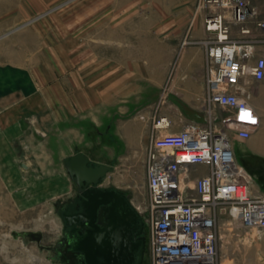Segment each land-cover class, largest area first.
I'll use <instances>...</instances> for the list:
<instances>
[{"label": "rangeland", "instance_id": "374dc122", "mask_svg": "<svg viewBox=\"0 0 264 264\" xmlns=\"http://www.w3.org/2000/svg\"><path fill=\"white\" fill-rule=\"evenodd\" d=\"M198 1L187 20H177L179 0H0V65L25 64L30 74L17 80L1 69L0 264H62L51 249L62 237L55 203L76 192L62 163L75 151L110 163L98 185L121 189L143 212L148 151L183 117L189 72L181 58L190 46L203 48V28L194 35ZM202 70L203 78L204 63ZM249 79L257 115L249 138L264 147V78ZM196 102L197 111L209 109L204 86ZM161 117L169 127L153 128ZM11 120L28 128L15 141L6 132ZM235 151L264 194V156L238 144ZM216 219V264H264V229L224 213ZM12 230L34 238L24 242ZM148 259L145 251L142 264Z\"/></svg>", "mask_w": 264, "mask_h": 264}, {"label": "built area", "instance_id": "2783aa9c", "mask_svg": "<svg viewBox=\"0 0 264 264\" xmlns=\"http://www.w3.org/2000/svg\"><path fill=\"white\" fill-rule=\"evenodd\" d=\"M203 10L204 124L185 122L148 151L145 220L149 264H216L218 209L235 210L240 225L264 229V194L232 149L229 131L252 135L256 111L249 78H264V14L251 0H199ZM228 109L215 114L212 106ZM162 121V124L159 122ZM161 117L153 128H168ZM207 166L191 177L190 165Z\"/></svg>", "mask_w": 264, "mask_h": 264}, {"label": "water", "instance_id": "95a60500", "mask_svg": "<svg viewBox=\"0 0 264 264\" xmlns=\"http://www.w3.org/2000/svg\"><path fill=\"white\" fill-rule=\"evenodd\" d=\"M62 163L77 194L55 203L63 227L62 237L51 247L53 259L62 264H142L141 215L121 189L98 186L113 166L81 150L62 157ZM11 233L24 242L34 238L29 231Z\"/></svg>", "mask_w": 264, "mask_h": 264}, {"label": "crops", "instance_id": "0c3cea01", "mask_svg": "<svg viewBox=\"0 0 264 264\" xmlns=\"http://www.w3.org/2000/svg\"><path fill=\"white\" fill-rule=\"evenodd\" d=\"M252 4L255 5L258 10L264 14V0H251ZM196 3V0H179V2L176 5V10L173 12L175 13V17L177 20H187L190 15H192L194 10V4ZM202 12L196 14L195 21H196V27L194 29V35L202 34ZM182 60L180 61V66L184 67L188 73V76L186 78H183V92L181 93L180 97L182 99L183 103V109L182 114L183 117L179 118V121L181 125H179L177 128H181L182 125L190 120H196L197 122L204 124V113L197 111L198 105H197V97L201 94L203 86H204V76L202 78V65L204 63V50L200 46L193 45L190 46L183 54ZM3 65H0V76H3L4 73L1 72V69L3 68ZM8 69L5 71L7 74L12 73L11 75L17 77V80H19V76H26L27 79H30V74L26 69L29 67L25 64H8L6 66ZM20 69H25L24 71ZM2 74V75H1ZM9 75V76H11ZM11 76V77H13ZM10 77V78H11ZM1 78V77H0ZM29 86V84H27ZM25 89V88H24ZM25 91V90H24ZM26 92V91H25ZM28 93H30V90H27ZM184 110V111H183ZM173 120V116H169V119ZM18 125L17 129H13V127ZM26 126H23L19 123V121L11 120L9 121V124H7L6 132L7 136L10 137L12 141H15L18 139L17 135L18 133H25L28 128H25ZM178 129V130H179ZM229 138L231 140L232 149L236 157V151L235 146L238 144L241 146V149L248 150L253 154H256L257 156H264V150H262L264 147L261 145H257L252 138H248L247 141L243 142L242 138H239L234 130L229 131ZM13 143V142H12ZM88 154V153H87ZM89 155V154H88ZM24 163H22L23 165ZM26 165V164H25ZM27 166V165H26ZM188 174L191 177H196L198 175L206 174L208 172V168L205 165L202 164H195L190 165L188 168Z\"/></svg>", "mask_w": 264, "mask_h": 264}, {"label": "bare ground", "instance_id": "6f19581e", "mask_svg": "<svg viewBox=\"0 0 264 264\" xmlns=\"http://www.w3.org/2000/svg\"><path fill=\"white\" fill-rule=\"evenodd\" d=\"M159 124H162V121H160ZM23 166H26V165L23 164ZM112 170H113V169H112ZM112 170H111V171H112ZM108 172H110V171H108ZM108 172H106V174H107ZM106 174H105V175H106ZM105 175H104V176H105ZM68 176H69V175H68ZM69 177H70V176H69ZM133 206H134V205H133ZM134 208L138 211V213L141 215V218H142V222H143V228H142V231L145 233L144 236H145V250H146L147 242H146V232H145V223H144L145 220H144V218H143V216H142V214H141L142 212H141L136 206H134ZM219 213L228 214V215H230V216H232V217L238 219V217L236 216V213H237V212H236L235 210H232V211L230 210V212H228V211H226L224 208H221V207H220V208L218 209V214H219ZM58 215H59V214H58ZM59 217H60V216H59ZM60 219H61V218H60ZM61 221H62V220H61ZM238 221H239V219H238Z\"/></svg>", "mask_w": 264, "mask_h": 264}, {"label": "flooded vegetation", "instance_id": "af4514ba", "mask_svg": "<svg viewBox=\"0 0 264 264\" xmlns=\"http://www.w3.org/2000/svg\"><path fill=\"white\" fill-rule=\"evenodd\" d=\"M103 177H104V176H103ZM103 177H102V179H103ZM102 179H101V180H102ZM101 180H100V181H101ZM100 181H99V182H100ZM99 182H98V184H99ZM98 186H99V185H98ZM101 187H113V186H101ZM75 190H76V186H75ZM76 194H77V191L75 192V194H74L73 196H70L68 199L74 197ZM62 227H63V223H62ZM142 228H143V226H142ZM61 231H62V228H61ZM142 234H143V231H142ZM144 253H145V251H144Z\"/></svg>", "mask_w": 264, "mask_h": 264}]
</instances>
